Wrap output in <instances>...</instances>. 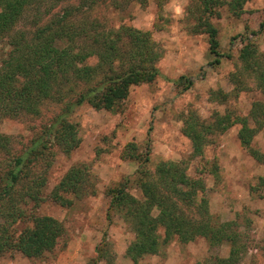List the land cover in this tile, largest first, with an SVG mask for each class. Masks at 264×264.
<instances>
[{
    "label": "rangeland",
    "instance_id": "1",
    "mask_svg": "<svg viewBox=\"0 0 264 264\" xmlns=\"http://www.w3.org/2000/svg\"><path fill=\"white\" fill-rule=\"evenodd\" d=\"M80 2L63 0L57 5L50 2L53 10L45 20ZM229 2L222 0L208 17L218 28L222 53L218 63L210 51L209 36L193 32L195 26L204 28L199 17L206 18L198 10L197 0H96L91 8L86 6L89 19H98L107 28L126 25L151 31L163 54L157 63L160 73L152 82L133 85L115 110L97 109L87 103L70 110L66 117L76 125L75 135L80 143L69 153L52 133L42 135L63 113L67 101L76 98V91L63 100L44 99L38 113L0 118V132L11 142L10 151L0 153L4 161L27 150L38 138L48 141L45 154L27 170L46 172L45 195L70 168L84 167L88 173L86 192L80 196L66 194L72 200L70 205L48 198L36 209L32 208L38 214L51 215L63 222L65 233L56 249L42 258L8 252L0 256V264H133L127 254L135 239L133 225L111 207V190L125 185L129 193L146 201L140 177L154 178L156 165L163 160L182 164L191 179L204 182V190L193 196L194 203L172 196L180 202L182 211L201 219L199 204L205 197L213 218L221 223H234L241 234L246 251L240 264H264V162L243 148L239 137L241 124L210 133L202 154L195 153L192 140L183 132L184 119L192 113L206 125L216 120V113H228L231 117H246L255 126L250 109L254 101H264L252 77L244 74L246 83L240 86L232 80L233 72L242 68L240 52L244 38L252 39L264 51V26L261 27L264 0H247L240 15L232 11ZM43 4V9L48 8L47 3ZM32 15L28 12L22 16L15 29L33 28ZM8 49L9 45L0 44V55ZM96 61V57L88 60L89 64ZM130 143L137 145L140 160L126 156L125 149ZM44 144L42 141L41 146ZM252 145L264 152V126L256 133ZM139 169L146 171L142 174ZM89 184H93L95 192ZM32 205L28 210L35 206ZM157 212L154 208L153 213ZM28 224L29 221L17 223L14 228L19 232ZM159 233V252L144 256L141 262L215 264L217 256L230 254L229 242L214 248L204 237L183 242L174 236L164 242V228H159ZM101 245L107 248L104 259L98 257L97 247Z\"/></svg>",
    "mask_w": 264,
    "mask_h": 264
},
{
    "label": "trees",
    "instance_id": "2",
    "mask_svg": "<svg viewBox=\"0 0 264 264\" xmlns=\"http://www.w3.org/2000/svg\"><path fill=\"white\" fill-rule=\"evenodd\" d=\"M61 1L0 0V44L9 45V49L0 55V118L38 113L44 99L63 100L76 91V98L67 101L63 113L42 135L46 137L52 133L69 153L79 145L80 139L75 135L76 125L68 120L67 113L84 103L97 109L115 110L128 97L133 85L152 82L158 76L157 63L163 54L149 30L126 25L107 28L98 19H89L86 12L96 0H82L45 20L53 10L50 2L57 5ZM246 1L230 0V8L240 15ZM43 3H47L48 8L43 9ZM197 3L198 10L206 18L199 17L200 26L204 28L195 26L193 32L209 36L210 51L215 56L214 62L218 63L222 56L218 28L208 17L222 0H197ZM28 12L33 14L31 23L34 27L16 30L15 26ZM263 26L264 20L261 21ZM91 57L97 58L95 64H89ZM240 62L242 68L233 72L232 80L240 86L246 83L244 74H247L264 95V51L248 37L244 38ZM249 114L255 126H251L246 117H231L228 113H216V120L206 125L192 113L184 119L183 132L192 140L195 153L202 154L210 133L226 131L239 123L243 148L256 160L264 162V152L252 145L256 133L264 126V101H254ZM47 142L38 138L13 159H0V256L18 251L29 258H42L53 252L65 233V226L56 217L38 214L32 208L36 209L48 198L70 205L72 200L66 194L80 196L88 189L84 185L88 173L84 167L74 166L49 195H45L46 172L27 170L45 154ZM10 143L9 137L0 132V153L10 151ZM136 150L135 143L128 144L126 156L140 160L142 156ZM145 171L139 169L142 174ZM139 183L146 197L144 202L129 193L124 184L111 190V207L133 225L135 239L127 249L133 264H146L141 262L144 256L159 252L161 227L165 232L164 242L174 236L183 242L204 237L212 248L229 242L230 254L217 256L215 264H240L246 245L241 242V234L234 223L215 220L205 197L199 204L203 214L201 219L187 216L180 202L172 197L175 194L181 201L193 202L198 190L205 188L201 179H191L182 164L163 160L156 165L154 178L147 180L141 176ZM89 188L95 192L93 184H89ZM31 203L35 206L32 205L30 211ZM154 208L158 210L157 214L153 213ZM27 221L29 224L19 232L15 230L17 223ZM104 245L97 247L98 257L103 259L107 253Z\"/></svg>",
    "mask_w": 264,
    "mask_h": 264
}]
</instances>
